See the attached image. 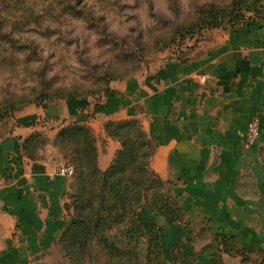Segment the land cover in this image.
I'll return each mask as SVG.
<instances>
[{"label": "crops", "instance_id": "1", "mask_svg": "<svg viewBox=\"0 0 264 264\" xmlns=\"http://www.w3.org/2000/svg\"><path fill=\"white\" fill-rule=\"evenodd\" d=\"M126 119L140 120L153 140L150 167L170 183L190 224L169 223L159 211L144 213L161 227L168 264H183L173 257L181 243L179 253L190 264H210L221 248L217 233L234 238V252L248 253L247 260L224 253L223 264H264V20L210 31L189 62L170 61L152 73L114 81L96 101L22 110L0 139V264H70L58 247L68 220L69 178L57 174L62 154L49 142L32 160L21 142L36 130L54 137L65 124H85L105 171L121 145L104 125ZM252 122L259 136L248 145ZM202 229L207 233L200 238Z\"/></svg>", "mask_w": 264, "mask_h": 264}, {"label": "rangeland", "instance_id": "2", "mask_svg": "<svg viewBox=\"0 0 264 264\" xmlns=\"http://www.w3.org/2000/svg\"><path fill=\"white\" fill-rule=\"evenodd\" d=\"M261 1L259 12L264 16ZM230 3L82 0L71 9L61 0H0V19L33 22L10 35L12 43L0 42L6 59L0 65V115H5L6 108H16L0 121V139L36 99H44V104L70 96L96 101L112 82L152 73L199 46L210 32L194 28L199 10L226 9ZM247 17L256 16L249 13ZM61 157L64 164H71ZM97 254L94 260L85 254V264H107L99 250Z\"/></svg>", "mask_w": 264, "mask_h": 264}, {"label": "trees", "instance_id": "3", "mask_svg": "<svg viewBox=\"0 0 264 264\" xmlns=\"http://www.w3.org/2000/svg\"><path fill=\"white\" fill-rule=\"evenodd\" d=\"M61 1L67 2L73 9L74 2L82 0ZM261 2L231 0L226 9L203 7L199 10L200 19L194 28L198 31L222 29L224 32L243 29L247 24L264 20L259 12ZM249 13L256 17H247ZM5 18L0 19V42L3 46L12 43L10 35L14 32L33 25L32 21L11 22ZM197 47L186 50L174 60L189 62ZM5 64L6 59L0 52V65ZM66 100L88 99L70 96ZM34 103L37 106L47 105L42 98L36 99ZM15 110L6 108L2 111L5 115H0V121L8 118ZM104 129L108 137L121 145L105 171L98 166L97 140L92 129L85 124H65L54 137L46 131L36 130L21 142V151L32 160L38 159L42 152L44 154L48 143L53 142L64 159L74 167V173L69 178L68 201L65 204L68 220L58 239L59 251L70 264H85V254L94 260L98 250L100 256L106 258L107 264H168L164 257L161 227L147 220L144 212L159 211L169 223H181L187 227L190 224L186 222L170 183L164 182L150 167L155 144L138 119L108 121ZM262 169L264 173V155ZM206 233L207 230L202 229L198 237L203 238ZM192 236L190 232L186 240L188 243L192 242ZM214 240L219 242L221 248L210 264H223L224 253L248 259L246 251L234 252L232 236L217 233ZM183 246L181 243L174 247L173 257L177 262L190 264L192 260L182 258L179 253ZM213 248V245H209L206 249Z\"/></svg>", "mask_w": 264, "mask_h": 264}, {"label": "built area", "instance_id": "4", "mask_svg": "<svg viewBox=\"0 0 264 264\" xmlns=\"http://www.w3.org/2000/svg\"><path fill=\"white\" fill-rule=\"evenodd\" d=\"M259 136V127L257 122H252L248 126L247 133L245 135V139L248 145H251ZM74 173V167L69 164L62 165L59 170L57 171V174L70 178Z\"/></svg>", "mask_w": 264, "mask_h": 264}]
</instances>
